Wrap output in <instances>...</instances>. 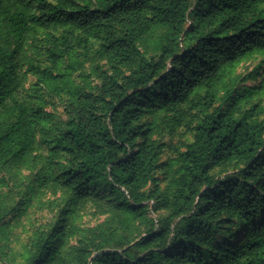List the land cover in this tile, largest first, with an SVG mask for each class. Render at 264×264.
Instances as JSON below:
<instances>
[{
  "label": "trees",
  "instance_id": "trees-1",
  "mask_svg": "<svg viewBox=\"0 0 264 264\" xmlns=\"http://www.w3.org/2000/svg\"><path fill=\"white\" fill-rule=\"evenodd\" d=\"M263 99L264 0H0V260L264 264ZM178 126L182 145L165 139ZM45 186L69 201L52 222ZM93 197L146 233L72 244Z\"/></svg>",
  "mask_w": 264,
  "mask_h": 264
},
{
  "label": "rangeland",
  "instance_id": "rangeland-1",
  "mask_svg": "<svg viewBox=\"0 0 264 264\" xmlns=\"http://www.w3.org/2000/svg\"><path fill=\"white\" fill-rule=\"evenodd\" d=\"M260 57H252L245 61H243L240 66L237 68V73L241 74H247L249 73L257 63L260 61ZM92 64L91 62L86 63V71H91ZM80 71L73 73V78L77 83H81V77L79 76ZM262 79V76H258V81ZM36 78L33 75H28L27 79L24 83L25 87L24 90L21 91V99H30L31 95L33 93L32 86L35 82ZM90 81L92 84L97 83V78L95 76H92L90 78ZM255 80L251 79L247 81L246 84H254ZM49 103L46 106V110L49 112H54L55 114L59 116H64L63 113V107L59 103V100L55 96H47ZM264 101V99H263ZM165 139L170 140L173 139L174 142H176L178 145H182L183 142L186 141L187 137L190 136L185 131V127L178 126L175 129H169L165 130ZM172 133V134H171ZM34 169H27L23 168L22 174L25 177L31 176L34 171ZM218 175H223L225 173L218 172ZM26 179V178H25ZM27 182V181H26ZM38 198H40L41 202L43 204H40V210L38 211L39 215L38 218H43L44 220L48 222L55 221L59 211L66 207V205L69 203L68 200H66L65 196L59 189H54L49 186H45L43 190L40 192ZM109 201L105 198L99 199L96 197H93L86 201L83 205H81L79 208H77L75 213V223L78 226V232L76 235L72 236L70 241L72 244L76 243L77 240L80 237L79 231H82V234L84 235L86 233V230L88 228H107L108 230L115 229L117 232L120 231V235H126L127 240L131 241V243L136 242L139 240L145 233H146V227L143 224H139L138 221L136 222H130L129 224H122V229L119 230V223L116 220L114 213L112 211V208L109 207ZM153 201L149 203L150 206H152ZM162 212V211H161ZM161 212H153L152 210L148 213V216L151 218H157ZM11 257V254L8 255ZM8 256L3 255L4 260H0V264H9L10 260Z\"/></svg>",
  "mask_w": 264,
  "mask_h": 264
}]
</instances>
